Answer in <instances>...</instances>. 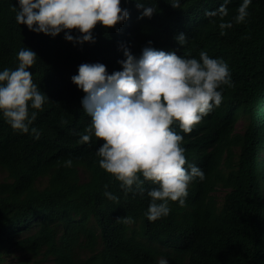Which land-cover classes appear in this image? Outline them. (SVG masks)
Listing matches in <instances>:
<instances>
[{
    "label": "trees",
    "instance_id": "1",
    "mask_svg": "<svg viewBox=\"0 0 264 264\" xmlns=\"http://www.w3.org/2000/svg\"><path fill=\"white\" fill-rule=\"evenodd\" d=\"M140 2L157 9L151 18H139L136 0H121L128 18L113 28L98 23L95 42L80 44L64 31H30L16 21L18 0H0V71L15 70L19 50L30 48L33 83L47 97L42 111L30 108L37 118L29 133L13 130L0 112V264L12 252L33 264H264V0H252L242 23L234 17L243 0H229L223 21L232 27L224 35L221 18L205 13L225 0H180V8ZM146 46L198 60L206 52L228 65L232 82L217 89L220 106L191 133L172 125L183 136L184 167H199L205 179L191 181L184 206L169 201V214L156 221L147 218V192L158 185L144 181L143 194L125 193L99 165L103 141L80 142L91 116L71 79L84 63L120 71L123 48L138 58Z\"/></svg>",
    "mask_w": 264,
    "mask_h": 264
},
{
    "label": "clouds",
    "instance_id": "2",
    "mask_svg": "<svg viewBox=\"0 0 264 264\" xmlns=\"http://www.w3.org/2000/svg\"><path fill=\"white\" fill-rule=\"evenodd\" d=\"M228 3L225 0L218 9L205 13L221 18V35L232 27V22L223 21L228 16ZM251 3L243 0L234 17L236 23L249 16ZM170 4L180 8V0H171ZM16 7L17 23L27 25L30 31L52 37L64 31L66 40L80 44L95 42L92 32L98 23L113 28L129 16L121 0H18ZM136 7L142 9L139 18H151L157 11L140 0H136ZM71 30L81 35L74 37ZM175 39L181 46L186 43L184 33ZM123 53L125 59L118 61L120 71L109 74L102 63H84L71 78L86 94L81 103L91 116L80 142L89 144L93 136L103 141L97 149L99 165L121 182L125 193L135 190L143 194L144 181L158 185L147 192L151 198L147 218L156 221L169 214V201L184 206L191 181L205 179L199 167H184L187 160L181 147L183 136L173 131L172 125L178 124L184 133H191L204 116L219 107L222 93L217 89L232 86L230 71L223 60L203 51L199 60L151 46L144 47L138 58L126 47ZM36 58L33 50L22 48L17 54L18 67L0 71V112L13 130L22 133H29L37 118V111L30 112V108L42 111L47 98L33 83L29 71ZM31 133L37 139L40 136L34 127ZM71 164V160L66 161V166ZM104 195L118 203L112 193L105 191ZM123 222L133 221L124 217ZM159 264L168 261L161 259Z\"/></svg>",
    "mask_w": 264,
    "mask_h": 264
},
{
    "label": "rangeland",
    "instance_id": "3",
    "mask_svg": "<svg viewBox=\"0 0 264 264\" xmlns=\"http://www.w3.org/2000/svg\"><path fill=\"white\" fill-rule=\"evenodd\" d=\"M241 125H242V120H240L237 123V128H240ZM219 194H222V193L219 191ZM3 256L5 257L3 260L5 264H33V261H34L33 259H30L24 262H20L24 260V257L23 255H20L19 253H16V252L8 253V255L3 254Z\"/></svg>",
    "mask_w": 264,
    "mask_h": 264
}]
</instances>
